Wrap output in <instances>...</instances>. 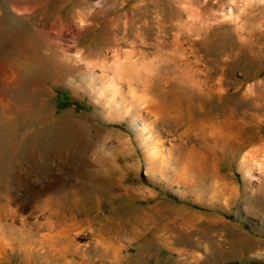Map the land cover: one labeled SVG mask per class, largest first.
<instances>
[{"label": "rangeland", "instance_id": "374dc122", "mask_svg": "<svg viewBox=\"0 0 264 264\" xmlns=\"http://www.w3.org/2000/svg\"><path fill=\"white\" fill-rule=\"evenodd\" d=\"M2 63L51 127L0 172V264H264V0H0Z\"/></svg>", "mask_w": 264, "mask_h": 264}, {"label": "bare ground", "instance_id": "6f19581e", "mask_svg": "<svg viewBox=\"0 0 264 264\" xmlns=\"http://www.w3.org/2000/svg\"><path fill=\"white\" fill-rule=\"evenodd\" d=\"M43 63H41L40 61L30 63L31 67L28 70H24L23 72L19 73V75L21 74V76L20 77L18 76V77L20 79H23L22 77H25L26 75H27L26 78L29 76H38L39 77L38 81H42L46 76L48 77V75H49V72L45 67L46 65L44 66ZM0 65H1V70H2L3 75H6L7 73L10 72V70L6 64L2 63ZM23 73H25L26 75H23ZM16 74H15V76H16ZM7 77H9V76H7ZM26 105H27V103H26ZM26 107H31V105H27ZM0 108L3 110H6V111H13L10 108V103H8L4 99H3V101H1ZM43 110H44V108H40L37 110L21 109L18 111V113H16L15 115H12V116L9 115L11 113H9V114L7 113L8 115H6L5 113L2 114V112L0 113V172L1 173L6 174V172L8 171V168L10 166H12L13 164H15L14 162H16V161H13L15 159L14 157L16 155H19V156L24 155L23 154L24 151L26 152L27 150L28 151L30 150V152H29L30 158L32 157V159L35 158L36 154L37 155L40 154V151H42V148H43L42 145L44 144L43 143L44 141L41 138V135L44 132H46V130L50 126V121L48 120L49 118L45 114V112H43ZM195 114H197V112ZM203 114H205V112H203L202 114L198 113L195 116L200 117V116H203ZM35 125H39V128L36 130L34 129ZM31 126H33V127H31ZM101 162H102V160H101ZM59 194L60 195L56 196L57 200L51 201V204L58 206V208H61L62 202H66L69 195L67 193H64V194L59 193ZM80 194L82 195L81 197H85V196L89 195L88 193H83V194L80 193ZM79 200H80V198H79ZM69 203L70 202L68 201V204ZM67 207H69V206H67ZM53 210H55V209H53ZM45 216L48 219L52 218L54 216L56 218L58 217V219H57L58 221H56V222L53 221L52 224L53 225L56 224V227L58 228V230L63 235L61 243H62V245H64V249H65V247H68V246H65L66 243H68L67 242V240H68L67 234H68L69 229L71 228V224L76 223V222L68 223V224L65 223V221L63 222L62 221L63 219L59 216V213H57V211H52V209H51V211L46 210ZM50 221H52V220H50ZM106 226L107 227H105V228L107 229V231H117L119 229L111 221H109L106 224ZM152 239L158 240L159 236L157 234H152V236H150V239L146 240L147 243H149V241H151ZM165 239L166 238H163L162 241Z\"/></svg>", "mask_w": 264, "mask_h": 264}, {"label": "trees", "instance_id": "16d2710c", "mask_svg": "<svg viewBox=\"0 0 264 264\" xmlns=\"http://www.w3.org/2000/svg\"><path fill=\"white\" fill-rule=\"evenodd\" d=\"M57 105H58L59 107L61 106V103H60V101H58V102H57Z\"/></svg>", "mask_w": 264, "mask_h": 264}]
</instances>
